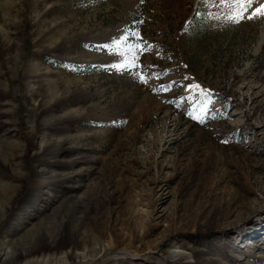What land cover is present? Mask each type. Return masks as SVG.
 I'll return each instance as SVG.
<instances>
[{"label":"rangeland","instance_id":"rangeland-1","mask_svg":"<svg viewBox=\"0 0 264 264\" xmlns=\"http://www.w3.org/2000/svg\"><path fill=\"white\" fill-rule=\"evenodd\" d=\"M227 11L0 0V264H42L35 245L96 223L120 258L88 264H264V15ZM133 28L147 83L105 47ZM190 83L212 94L203 122Z\"/></svg>","mask_w":264,"mask_h":264},{"label":"snow or ice","instance_id":"snow-or-ice-1","mask_svg":"<svg viewBox=\"0 0 264 264\" xmlns=\"http://www.w3.org/2000/svg\"><path fill=\"white\" fill-rule=\"evenodd\" d=\"M201 2L205 4H214L221 9L228 6L227 13L221 12V15L224 16L225 19L231 20L233 23L239 22V20L244 19L246 16L248 19H252L257 15H264V3H261L259 7H252L251 11H249L252 0H219L218 4H215V0H201ZM196 15L198 16L199 12H197ZM186 23H188V21H186ZM105 47L110 48L113 52L118 54L119 58L116 63L111 65L112 68L117 70H123L125 68L136 69V76L140 83L148 82L150 77L145 72L146 66L143 65L140 60L145 45L136 29H126L118 39L112 40L111 43ZM152 75L155 76L157 74L153 73ZM159 88L162 91H167L170 90V85L160 84ZM186 89L189 93L199 90L200 95V98L190 105L186 114L193 120L203 122L204 114L209 111V106L212 103V94L210 90L204 89L195 83L187 84ZM155 90L156 89L153 88V91ZM184 98L190 101L192 100L191 95Z\"/></svg>","mask_w":264,"mask_h":264},{"label":"bare ground","instance_id":"bare-ground-1","mask_svg":"<svg viewBox=\"0 0 264 264\" xmlns=\"http://www.w3.org/2000/svg\"><path fill=\"white\" fill-rule=\"evenodd\" d=\"M90 237L91 239L87 240V242L85 240L75 241L73 232L65 230L57 240H53V246L51 244L35 245L31 251L34 255L32 260L35 263L41 262L43 264L55 258L57 254L61 261L55 264H66L70 260V262H75L73 264H88L95 255L105 254L107 256L108 253L113 252L114 256H119L117 251H115L119 240L110 229H106L103 232L99 230L96 223L93 225V234ZM50 248H53L52 254L46 252Z\"/></svg>","mask_w":264,"mask_h":264}]
</instances>
